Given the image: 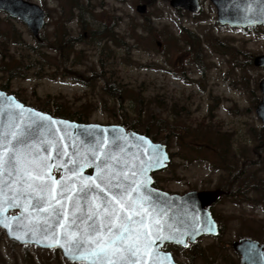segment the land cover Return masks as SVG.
<instances>
[{
	"label": "rangeland",
	"instance_id": "rangeland-1",
	"mask_svg": "<svg viewBox=\"0 0 264 264\" xmlns=\"http://www.w3.org/2000/svg\"><path fill=\"white\" fill-rule=\"evenodd\" d=\"M30 1L47 14L39 40L0 11V87L53 114L57 99L84 121L167 139L171 161L159 177L168 189L246 183L215 206L225 235L201 238L191 262L176 251L187 264H235L234 240H264V124L256 113L264 66L253 63L264 53L263 26L221 24L211 0L197 13L170 0ZM114 86L122 93L111 94ZM70 263L60 249L25 247L0 229V264Z\"/></svg>",
	"mask_w": 264,
	"mask_h": 264
},
{
	"label": "water",
	"instance_id": "water-1",
	"mask_svg": "<svg viewBox=\"0 0 264 264\" xmlns=\"http://www.w3.org/2000/svg\"><path fill=\"white\" fill-rule=\"evenodd\" d=\"M211 1L216 6L219 23L233 27L262 25L264 28V0ZM170 4L193 13L201 9V0H170ZM136 8L144 13L147 6L138 4ZM0 11L23 21L33 36L40 39V32L47 17L40 4L30 0H0ZM253 63L256 66H264V53L256 55ZM259 88L262 98L257 104L256 113L264 124V79L259 82ZM21 113L24 116L22 126L30 124L32 120L42 122L44 125L41 128H26L29 152L39 153L40 160L46 159L50 167L44 170V175L51 176L56 182L53 185L54 189L60 188L61 178H63V183L68 187L71 197L76 196L81 185L89 183L84 177L95 178L98 175L95 164L99 163V160L93 158L85 161L86 157L91 156V153L86 150L87 146L94 143L96 139V135L90 138L89 132L103 137V148L113 157L109 164L114 171L123 170L131 175L142 160L149 161L151 153L155 152L158 159L150 162V166H146L143 177H138L144 187L138 194L133 193L129 199H134L137 195L149 197L140 209L145 217L143 231L149 234L154 250L160 254L157 257L160 264L180 263L174 259L170 251L161 249L165 242L175 241L157 239V234L173 235L183 240L184 243L178 244L184 247L194 243L202 234H218V224L211 214L210 206L225 192L224 189L218 187L180 194L169 193L153 186L152 172L167 167L170 161V154L165 143L155 141L149 135L122 124L85 122L55 116L21 101L14 93L0 88V134L6 133L14 120L20 122L18 116ZM77 151L79 155L76 154ZM97 151L99 152V149ZM99 154L103 155L102 152ZM70 161H84L86 166H81L80 163L74 165ZM124 164L128 167L125 168ZM74 166L77 170L76 175L69 171ZM106 174L111 173L106 170ZM16 188L17 185L8 177L7 170H4V174L0 176V228L5 231L8 239L22 245L59 248L70 262L90 264L87 256L81 258L83 250L76 251L69 247L71 242L79 236L76 229L69 225L73 208V200L70 196L64 194V198H61L57 192L53 191L43 197L45 203L41 204L39 209L33 210L31 200L41 198L39 193H26L28 199H16L12 201L15 206H12L9 201L12 200L13 191ZM49 195L55 196V199L50 200ZM57 200L59 203L56 202ZM76 203L79 205L77 214L80 210L85 215L89 214L87 204L78 200ZM140 204L141 201H137L138 209ZM61 206L63 211L60 221L63 223L49 215L53 208L59 210ZM232 245L234 251L241 257V264H264V242L243 237L235 240ZM164 254H167V258Z\"/></svg>",
	"mask_w": 264,
	"mask_h": 264
},
{
	"label": "snow or ice",
	"instance_id": "snow-or-ice-1",
	"mask_svg": "<svg viewBox=\"0 0 264 264\" xmlns=\"http://www.w3.org/2000/svg\"><path fill=\"white\" fill-rule=\"evenodd\" d=\"M18 120L20 122L14 120L9 125L6 133L0 134V176L4 174V170H7L8 177L17 185L9 203L15 206L12 201L19 198L28 199L26 193L38 192L41 198L31 200L32 209L37 210L41 204L45 203L43 197L53 191L57 192L61 198H64V194L70 196L63 178H61L60 188L54 189L53 185L56 182L51 176L44 175V170L50 167L46 159L40 160L39 153L29 152L26 128H41L44 126L42 122L32 120L30 124L22 126L21 122L24 121L22 113L19 114ZM94 135H96L95 142L89 144L86 149L91 156L86 157L85 161L93 158L99 160V163L95 164L98 175L95 178L84 177L89 183L81 185L76 196H70L73 200V208L69 225L76 229L79 236L71 242L69 247L76 251L83 250L81 258L87 256L90 264H160L157 259L160 254L154 250L149 234L143 231L145 217L140 209L149 197L137 195L134 199H129L133 193L138 194L144 187L138 177H143L146 166H150V162H154L158 157L153 151L150 160H142L131 175L123 170L114 171L109 164L113 157L103 148V137L93 132L88 133L90 138ZM100 152L103 153L102 156ZM76 154L79 155V152L77 151ZM70 162L74 165L80 163L81 166H86L84 161ZM124 167L127 168L128 165L124 164ZM106 170L111 174H106ZM69 171L73 175L77 174L75 166ZM48 198L55 199V196L49 195ZM77 200L88 205L89 214L85 215L82 210L77 214L79 209ZM137 201H141L139 209ZM56 202L59 203V200ZM62 211L63 206L59 210L53 208L49 215L60 221ZM157 239L184 243L173 235L157 234ZM164 256L167 258V254Z\"/></svg>",
	"mask_w": 264,
	"mask_h": 264
},
{
	"label": "flooded vegetation",
	"instance_id": "flooded-vegetation-1",
	"mask_svg": "<svg viewBox=\"0 0 264 264\" xmlns=\"http://www.w3.org/2000/svg\"><path fill=\"white\" fill-rule=\"evenodd\" d=\"M47 15V14H46ZM171 161V160H170ZM170 163V162H169ZM168 168L165 167V168H162V169H158L154 172H152V176H153V186H155L156 188H159V189H162V190H165L169 193H180V194H183V193H186V192H189V191H192V190H204L205 188H199V189H189V190H185V191H175V190H172V189H168L166 187H164L162 185L164 179L160 178L159 177V173L162 172V171H165L166 169ZM244 179V178H243ZM246 183L243 184V186H239V185H236L234 186V188L232 187H225V186H216V187H213V188H222L225 190V192L215 201L211 204L210 206V211H211V214L213 216V218L215 219V221L217 222L218 224V234L216 235H210V234H202L200 236H198V238L196 239V241L194 243H190L187 247H184L182 246L181 244H178V243H175V242H165L161 249L165 250V251H170L174 257V259L180 263V264H187L186 262L182 261L180 258H179V254L177 255L176 251L178 250L180 255H182L183 253L180 252V250L182 251H188L187 253H185V256L188 258L189 262H191L192 259H194V255L193 253L190 251L194 246H196L198 243H199V240L203 237H206V236H213V237H219V236H223L226 234V231H225V227H224V221L223 219L221 218V215H219V213L215 210V206L221 202L224 198H238L239 195H241V188H242V191L246 189ZM250 186V185H249ZM211 188V189H213ZM248 195V194H247ZM243 237H250V238H253V239H256L258 240L259 242L263 243L264 240H260V239H257L253 236H248V235H243L239 238H237L236 240L240 239V238H243ZM235 241V240H234ZM233 241V242H234ZM232 242V244H233ZM231 244V247L233 249V245ZM225 245L228 247L229 246V243H225ZM190 249V250H189ZM234 251V249H233ZM233 256L235 257V259L233 261H235V264H241V257L239 254H237L235 251H234V254ZM188 264H191V263H188Z\"/></svg>",
	"mask_w": 264,
	"mask_h": 264
},
{
	"label": "trees",
	"instance_id": "trees-1",
	"mask_svg": "<svg viewBox=\"0 0 264 264\" xmlns=\"http://www.w3.org/2000/svg\"><path fill=\"white\" fill-rule=\"evenodd\" d=\"M98 32H100V31H98ZM40 44V43H39ZM55 49H57V50H60V54H62V51L64 50L63 49V46L62 47H57V46H55L54 47ZM1 89H3V90H6L7 91V89H5V87H0ZM123 88H120L119 86H114V90H116V92L115 91H110L111 92V94H113V95H119V94H121L122 93V90ZM16 96H17V94H15ZM18 97V96H17ZM19 98V97H18ZM19 99H21V98H19ZM22 101H24V100H22ZM25 102V101H24ZM53 102V105H52V108H54V115H56V116H61V117H66V118H70V119H75V120H78V121H84V120H82V116L80 115V114H78V115H74L73 113H70L68 110H66V109H64V108H61V106H60V103L58 102V100L57 99H55L54 101H52ZM39 108V107H38ZM39 109H41V110H44V111H47V112H51L50 111V109H51V107H49V109L47 110V109H42V108H39ZM153 123V122H152ZM154 125H156V126H158L159 127V124L158 123H155ZM130 128H132V129H135L133 126H130ZM136 130V129H135ZM143 133H145V134H147V135H149L150 136V133L148 132V130H146L145 132H143ZM167 136V135H166ZM152 137V139L153 140H155V141H158V140H156V135H153V136H151ZM161 142H164V143H166V145H168L167 143H168V141H167V139L166 140H162ZM168 147V146H167ZM56 173H58L57 171H56ZM231 173H232V177H237L238 175H239V172L237 173V172H234V171H231ZM240 177H241V175H240ZM1 229V228H0ZM1 231L2 232H4L2 229H1ZM25 247H28V245H25ZM56 249H58V248H56ZM71 263H75V264H84V263H76V262H71ZM70 263V264H71Z\"/></svg>",
	"mask_w": 264,
	"mask_h": 264
}]
</instances>
